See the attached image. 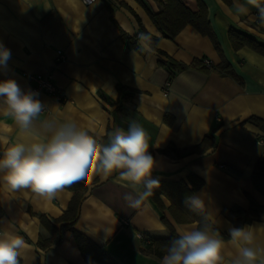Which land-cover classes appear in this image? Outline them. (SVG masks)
Wrapping results in <instances>:
<instances>
[{"label":"crops","instance_id":"1","mask_svg":"<svg viewBox=\"0 0 264 264\" xmlns=\"http://www.w3.org/2000/svg\"><path fill=\"white\" fill-rule=\"evenodd\" d=\"M182 1L196 9L195 0ZM201 1L217 46L190 26L172 40L164 38L148 15L159 11L154 0H0V44L11 53L6 66H0V80L14 79L30 91L33 83L26 74H51L64 101L42 95L43 116L73 120L101 149L126 133L131 120L137 121L156 162L152 179L169 183L193 175L203 181L192 196L203 200L198 210L212 234L225 241L221 264H233L238 253L228 243L229 228L264 224V217L241 222L251 202L264 208V195L251 181L257 162L264 159V144L259 143L264 130L247 122L264 121V56L247 47L234 50L228 32L264 45V22L257 18L264 0ZM120 30L134 49L123 43ZM139 32L149 40L136 39ZM205 58L210 67L203 65ZM170 61L188 68L171 72L161 65ZM221 64L229 65L234 77L219 74ZM5 110L0 105V156L11 144L33 139L20 133ZM207 135L215 146L201 154L193 151ZM168 146L180 154L161 153ZM77 183L85 191L75 229L103 246L118 264H162V258L145 254L148 242L197 229L196 222L175 221L163 195L162 209L150 197L138 208L129 207L124 195L131 189L117 173ZM72 195L66 187L51 199L30 188L13 190L0 173V236L23 238L19 264H96L84 260L69 231L55 248L37 246L49 236L40 216L54 224ZM232 208L240 212L223 215ZM256 244L264 247V231H257Z\"/></svg>","mask_w":264,"mask_h":264},{"label":"clouds","instance_id":"2","mask_svg":"<svg viewBox=\"0 0 264 264\" xmlns=\"http://www.w3.org/2000/svg\"><path fill=\"white\" fill-rule=\"evenodd\" d=\"M260 18L264 22V8ZM140 39L147 41L149 37L142 35ZM10 56V50L0 44V66H6ZM0 105L6 106L4 114L13 118L20 133L33 138L28 143L11 144L0 156V173L11 189L30 188L51 199L74 182L117 173L131 189L124 195L125 201L138 208L159 187L152 179L156 162L149 151L148 135L137 121L131 120L126 133L116 135L101 149L73 120L43 116L46 105L36 93L22 90L14 79L0 80ZM186 204L193 210L204 207L197 196L189 197ZM257 231H264V224L229 228L228 243L238 253L233 264H264V247L256 244ZM23 246L20 236H0V264H19L18 250ZM224 246L225 241L204 225L173 239L162 264H221Z\"/></svg>","mask_w":264,"mask_h":264},{"label":"trees","instance_id":"3","mask_svg":"<svg viewBox=\"0 0 264 264\" xmlns=\"http://www.w3.org/2000/svg\"><path fill=\"white\" fill-rule=\"evenodd\" d=\"M159 5V11L156 13L149 12L148 15L155 26V28L166 39H174L176 35L184 29L186 26L192 27L201 36L208 37L211 42L217 46V41L212 32L209 20L207 18V9L201 0H195L196 9H190L182 0H154ZM226 4H230L231 0H222ZM122 4V2H120ZM112 13V11H111ZM120 38L127 47L134 49L135 46L129 43V37L120 30ZM228 39L234 50H238L243 47H247L256 53L264 56V45H261L253 39L240 34L234 30L228 32ZM153 44L157 43V40L151 41ZM200 63L191 65L198 66ZM161 65L167 66L172 71L184 70L188 66L179 64L173 61L169 63H161ZM219 74L224 76L234 77L233 71L227 64H221L217 67ZM247 122L256 126L257 128L264 130V121H260L256 118H250ZM111 139L109 143L112 141ZM215 146L211 135L205 136V138L197 145L193 146L192 150L196 153H204L208 149ZM170 151L176 152V155L180 153L175 150L174 147L168 146L161 150V153L166 154ZM251 181L254 188L262 195H264V159L257 162L254 171L251 176ZM159 182V187L153 190V194L150 198L159 208H163L160 195H163L170 201L168 207L169 212L172 214L175 221L179 223H197V228L207 225L211 227L205 214L200 210H193L186 201L195 192H197L202 186L203 181L199 178L189 175L186 181L179 182ZM68 190L73 192V195L68 203L67 208L64 210L62 216L58 218L55 223H51L45 217L40 216V224L48 233V238L39 239L37 246L40 249H49L59 246L63 240L65 232L69 231L73 234L75 243L84 260L87 263L96 264H118L113 258H111L105 251L103 246L97 245L87 238L84 234L75 229V223L77 214L83 200V193L85 187L77 182L69 186H65ZM223 215L228 213H239L240 210L232 208L230 210H223ZM264 217V208H260L251 202L249 214H246L241 222L250 223L255 218ZM163 222H165L163 220ZM178 238L173 232L168 239L151 240L148 242L144 252L147 255L154 256L161 259L166 252L167 246L170 242Z\"/></svg>","mask_w":264,"mask_h":264},{"label":"built area","instance_id":"4","mask_svg":"<svg viewBox=\"0 0 264 264\" xmlns=\"http://www.w3.org/2000/svg\"><path fill=\"white\" fill-rule=\"evenodd\" d=\"M94 0H83L85 4H91ZM257 18H260V12L257 14ZM144 35L143 33H136L135 38L140 39V37ZM145 36V35H144ZM59 58H62V55L59 52ZM203 65L206 67H210V61L208 59H203ZM25 77L29 80L32 84L30 91L37 94V98L40 100L42 95H47L52 97L58 102L64 101V96L61 91H59L56 86L53 84L52 75L47 73L45 75H32L26 74ZM47 110V109H46ZM259 143L264 144V141L260 140ZM223 167V166H221ZM2 234L0 230V235Z\"/></svg>","mask_w":264,"mask_h":264}]
</instances>
